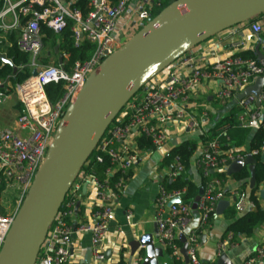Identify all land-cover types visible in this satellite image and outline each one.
<instances>
[{"label": "built area", "instance_id": "1", "mask_svg": "<svg viewBox=\"0 0 264 264\" xmlns=\"http://www.w3.org/2000/svg\"><path fill=\"white\" fill-rule=\"evenodd\" d=\"M2 1L0 53L12 61L3 48L11 44L8 37L14 33L18 48L29 55L28 66L32 73L15 85L10 80H0V107L12 101L16 110L13 124L4 125L0 121L1 192L16 191L15 210L0 213V251L16 213L46 159L55 132L87 77L151 19L150 10L154 4L160 5L155 0L141 3L131 29L127 28L122 39L118 36V22L134 0H91L92 9L87 16L80 9L71 7L68 0ZM257 17L258 20L239 24L214 35L198 45L203 47L198 51V46L188 51L150 79L129 100L124 112L116 118V123L112 122L95 149L96 161L102 162L104 156L110 160L105 177L94 174L92 168L79 172L49 228L46 245L41 248L36 264H75L72 254L75 232L91 234L92 264L105 261L100 245L108 233L114 204L126 187L127 175L144 151L138 148L137 139L145 136L151 139L155 148H165L172 138L171 127L178 128L180 133L205 135L197 165L209 180L196 209L193 208V201L184 199L186 188L166 191L164 185L161 186L155 201L158 238L160 244L166 250L169 249L170 256L181 261L184 258L182 245L177 239L181 234L185 235L189 263L204 264L198 254L200 236L211 228V217L227 193L226 180L215 174L227 172L231 163L245 160L249 155L254 157L259 150L236 147L223 149L219 136L210 138L208 133V129L216 124L212 119L215 110L206 105L199 111V105H192V94L204 83L212 82V98L219 111L229 107L223 115L233 105H237L240 108L237 119L242 126L264 130V88L260 95V106L256 104L254 95L239 99V94L264 74V63L237 55L243 50L253 51V44L247 41L245 33L264 32V13ZM68 18L74 21L72 30L75 45L79 46L88 40L96 46L88 60L76 61L70 70L63 67V57L59 64L42 63L45 46L41 22L59 34L67 26ZM203 53L206 62L202 61ZM34 70L37 71L35 75ZM61 81L65 93L53 103L46 92V85ZM127 117L128 121L123 122ZM225 127L217 129L221 131ZM183 171L184 167L175 163L173 169L168 168V179H175ZM117 173L118 177L111 180ZM261 184L264 186V181ZM232 198L233 208L239 214L259 207L248 190L235 189ZM177 199L179 202H176ZM195 211L199 214L198 223L191 228ZM237 245L233 233L228 232L217 241V256ZM260 263H264V242L257 245L252 256L241 264Z\"/></svg>", "mask_w": 264, "mask_h": 264}, {"label": "water", "instance_id": "2", "mask_svg": "<svg viewBox=\"0 0 264 264\" xmlns=\"http://www.w3.org/2000/svg\"><path fill=\"white\" fill-rule=\"evenodd\" d=\"M263 13L264 0H174L137 29L118 51L106 57L87 77L66 110L46 159L5 238L0 264H36L49 228L77 175L120 111L150 79L214 35ZM120 37L124 39V32ZM247 41L253 44V34L248 35ZM262 43L259 39L253 51L257 61L264 63ZM55 53H59L58 45ZM0 58L5 64L12 65L4 53H0ZM58 58L61 63L62 55ZM13 69L16 71L17 67L13 65ZM36 73L34 70L33 74ZM263 88L264 74L246 87L239 99L254 95L260 106ZM254 163L252 155L234 161L227 174L248 166L250 187L253 188L256 184ZM203 192L204 188H200L194 198V209ZM179 239L183 243L181 253L189 263L186 237L181 234ZM138 242L148 251L144 264H160L157 258L162 256V249L155 246L153 237L145 235ZM91 261L92 252L88 249L83 264H91ZM216 264L233 262L223 252Z\"/></svg>", "mask_w": 264, "mask_h": 264}, {"label": "crops", "instance_id": "3", "mask_svg": "<svg viewBox=\"0 0 264 264\" xmlns=\"http://www.w3.org/2000/svg\"><path fill=\"white\" fill-rule=\"evenodd\" d=\"M144 2L146 0H134L129 5L128 11L118 22L119 37L122 32H127V28L130 27L131 29L132 20L135 18L137 8ZM131 14L132 16L130 17ZM245 34L248 37V33ZM259 39L263 41L261 48L264 50V32L261 34L253 33V47ZM201 48L203 47L198 46L196 51ZM204 55L205 53H203L202 61L206 62ZM212 88V82L204 83V85L198 87L192 94V105H199V111L203 110L206 105H209L210 109L215 110L212 119L216 123L221 117L218 114L221 111H219L217 104L212 98ZM15 116L16 110L13 103L0 107V121L4 125L13 124ZM170 135L172 137L171 141L165 148L142 151L141 159L131 171V177L127 180L124 191L114 204L108 233L100 245L105 255V261L102 264H120L122 256L126 264H144L148 257V251L146 250V246L140 245L138 241L145 235H151L155 246L162 249V256L157 258L159 263L174 264V259L159 242L158 225L155 218L156 198L159 195L161 186L164 185L165 180H168V167L162 165V159L173 146L182 140L196 138L199 135L191 132L180 133L178 128L174 127L170 128ZM201 148L202 144L200 143L197 153L192 159L191 171L194 180L197 182H199L197 159ZM261 158L264 160V149L262 150ZM232 174L234 172L228 174L225 182L226 197L217 205L211 228L200 236L198 254L203 262L217 261V241L224 237L225 231L238 215L232 205V191L240 189L239 187L242 182L232 178ZM250 189L249 184L245 190L250 192ZM256 196L259 206L264 209V186L262 184L256 192ZM198 218L199 214L195 211L191 228L197 226ZM91 239L90 233L75 232L72 243V254L75 264H83L87 250L91 249ZM236 240L238 245L230 247L226 253L233 264H241L243 260L252 256L257 245L264 242V223L258 225L250 237L240 236ZM141 257L142 260H140ZM182 261H184L183 264H190L186 263L184 258Z\"/></svg>", "mask_w": 264, "mask_h": 264}, {"label": "trees", "instance_id": "4", "mask_svg": "<svg viewBox=\"0 0 264 264\" xmlns=\"http://www.w3.org/2000/svg\"><path fill=\"white\" fill-rule=\"evenodd\" d=\"M91 0H68L71 7L80 9L82 13L87 16L91 11L92 7L90 5ZM114 2L119 0H112ZM156 3H160L158 6L154 4L151 8V19L155 17L164 7L169 5L174 0H155ZM3 1L0 0V9L2 8ZM258 20V17L247 21V24ZM74 21L71 18H68V23L65 29L57 34L52 29H50L44 22H41V31L43 34V41L45 46V56L42 57V63L49 64H59L58 55L55 53L56 46H59V54L63 57V67L66 70H70L76 61H86L88 60L94 50L95 45L88 40H84L79 46L75 45L74 36H73V26ZM10 45H6L3 48V51L6 52L9 58L12 59L13 64L17 67L15 71L13 65L5 64L0 58V80H10L13 85L16 83L22 82L26 79L31 73V69L28 66L29 55L21 51L17 46V38L14 33L9 35ZM242 57L252 58L256 60V55L254 51L243 50L237 53ZM46 92L53 103H56L65 93L63 82L55 83L51 82L46 85ZM20 107V105L18 106ZM125 108V107H124ZM124 108L120 111L116 118H118L123 112ZM240 113V108L237 105H233L229 112L221 116L216 122L214 127L208 129L209 137L219 136L222 148H249V149H258L259 152L255 154V173H256V184L253 188L250 189V197L257 202L256 192L258 191L261 183L264 181V160L261 158L262 150L264 149V130L262 128L253 130L249 127L242 126L238 121V114ZM128 117L123 120L127 122ZM113 123H116L113 121ZM226 126L224 129L218 130L217 127ZM218 130V131H217ZM205 135L201 134L196 138H187L182 140L177 145L173 146L169 153L166 154L162 159V165L173 169L175 163H180L184 167V171L178 174L175 179H168L164 182V188L166 191H172L175 189L186 188V194L184 196L185 200L194 201V198L199 192L200 188H204L208 177L203 175L202 168L198 167L199 182L195 181L192 174V159L197 153L199 144L205 141ZM138 148L144 151L154 150L155 147L152 144L150 138L145 136L139 137L137 139ZM97 151H94L87 162L85 163L82 170H90L97 176L104 178L105 170L110 165V160L108 156H104L102 162L95 160ZM118 173L113 175L111 180H114L118 177ZM218 177L227 180V172L216 173ZM250 170L248 166H245L238 172H235L231 175L236 181L242 182L240 189H247L250 184ZM131 177V172L127 175L129 179ZM2 187H0V213H7V206L10 203L16 205V193L13 191H7L2 193ZM26 196V195H25ZM25 198V197H24ZM237 213V212H236ZM236 216L235 220L229 225L225 231V235L228 232H232L234 239H238L240 236L250 237L253 235L255 228L264 223V209L260 206L253 211L239 214ZM213 217H211V222ZM178 243L182 245L181 240L177 239ZM169 252V249H167ZM184 261L174 260V264H183ZM204 264H209L210 262H203ZM120 264H126L123 256L121 258Z\"/></svg>", "mask_w": 264, "mask_h": 264}, {"label": "rangeland", "instance_id": "5", "mask_svg": "<svg viewBox=\"0 0 264 264\" xmlns=\"http://www.w3.org/2000/svg\"><path fill=\"white\" fill-rule=\"evenodd\" d=\"M9 103H12V101H10ZM9 103H8V104H9ZM228 109H229V107H227L225 110H222V111L219 112L218 114L222 115V113L228 111ZM10 191H12V192L14 191V192L16 193L15 190H10ZM6 206H7V212H11V211L15 210V208H16V205H15L14 203H10V204H8V205H6Z\"/></svg>", "mask_w": 264, "mask_h": 264}]
</instances>
